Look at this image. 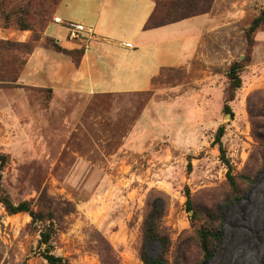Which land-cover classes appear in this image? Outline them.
I'll use <instances>...</instances> for the list:
<instances>
[{"label": "rangeland", "instance_id": "rangeland-1", "mask_svg": "<svg viewBox=\"0 0 264 264\" xmlns=\"http://www.w3.org/2000/svg\"><path fill=\"white\" fill-rule=\"evenodd\" d=\"M175 1L154 0L158 15ZM263 1L195 2L212 4L216 27L190 68L165 71L151 93L86 105L53 103V90L36 86L44 72L26 71L38 47L57 55L53 39L68 40L67 27L54 23L62 0H0V197L45 216L11 215L0 202V264H49L39 243L51 223L53 254L70 264H145L143 223L158 198L166 203L167 264H202L198 229L221 218L223 247L208 264H264V59L257 55L252 73L256 42L247 38ZM246 60L226 111L228 73ZM175 88L198 102L148 103L154 94L174 98ZM136 125L149 131L145 148L126 142ZM220 127L229 166L215 142ZM148 250L154 259L161 253L158 244Z\"/></svg>", "mask_w": 264, "mask_h": 264}, {"label": "crops", "instance_id": "crops-1", "mask_svg": "<svg viewBox=\"0 0 264 264\" xmlns=\"http://www.w3.org/2000/svg\"><path fill=\"white\" fill-rule=\"evenodd\" d=\"M155 7L154 0H62L56 18L65 24L81 23L86 31L77 40L69 36L67 41L51 39L67 51H81L79 59L74 62L65 53L50 49L57 54L53 55L50 51H40L38 47L30 57L26 71L33 70L35 75L39 71L40 74L44 72V81H36V86L51 88L53 103L89 105L100 103L98 100L102 97L151 93L155 91L154 79L163 69L190 68L193 65L206 34L216 27L209 13L145 30ZM64 9L73 12L67 15L71 18L66 16ZM258 54L264 59V26L256 34L254 65L249 68L252 73L260 62ZM172 90L174 98L160 100L154 94L148 103L198 102L194 100L196 95L191 99L190 91L177 95L174 92L181 89ZM137 126L126 142L145 148L147 144L143 142L147 140L149 131Z\"/></svg>", "mask_w": 264, "mask_h": 264}, {"label": "trees", "instance_id": "trees-1", "mask_svg": "<svg viewBox=\"0 0 264 264\" xmlns=\"http://www.w3.org/2000/svg\"><path fill=\"white\" fill-rule=\"evenodd\" d=\"M204 0H180L175 1L173 3H170L167 5L165 11L163 12V15L159 16V10L156 5L155 10L151 17L149 18L148 22L146 23L144 29L145 30H151L159 27H164L170 24H174L177 22H181L183 20L209 14V11L211 9L212 4L210 3L208 7L205 8H199L197 7L199 2ZM195 2H198L197 5H194ZM183 12V13H179ZM188 12V14H185ZM49 24L47 25V27ZM264 26V12L261 13L258 17L254 19L252 22L250 29L247 32V38L249 45L252 47L256 40V34ZM254 35V37H253ZM54 47L56 48L57 52L65 53L69 56L72 55L75 51H67L63 48H61L55 41ZM79 54L81 51H77ZM72 57V56H71ZM249 62V60L244 61H238L232 64L230 71L228 73V77L231 80V88H230V96L226 100L225 104V110L230 111L231 108L229 106V103L234 101L235 99V91L242 87V78H241V72L243 71L245 67V63ZM182 69V68H180ZM172 70H179L174 68H166L162 70V73L165 71H172ZM160 74V76L162 75ZM159 76V77H160ZM157 77L154 79L155 81L159 78ZM233 116V115H232ZM225 135V128L220 127L217 135H216V143L219 144L220 150L222 153V160L229 166V162L226 160L225 151L222 146V138ZM6 163V157L0 155V188L2 183V168ZM229 182L233 188L234 191H238L237 184L235 182L234 177L230 174H228ZM187 208L189 211L193 210L192 207V199L191 194L189 191H187ZM0 202L4 204L7 212L11 215L18 214V213H29L34 222L37 221H44L45 216L35 212L32 210L31 205L28 202L20 203L19 205H14L11 200L7 196H1ZM166 212V203L164 199L158 198L156 199L152 205L150 210L148 211L147 215L145 216L144 223H143V250H142V259L145 264H167L166 255L168 254L169 248H170V239L167 235L166 231L162 227V220L165 216ZM197 213L194 215V220H197ZM50 220V219H49ZM223 219L221 218V221L219 222L218 219H216L213 224L204 223L200 229H198V237L200 241V247L204 256V261L202 264H208L217 255V251L223 247V237H224V231H223ZM221 226L222 228H220ZM55 234V228L54 224L51 223L45 227V230L41 232V240H40V247L43 250V257L49 264H70L66 259L60 256H56L53 254V245L52 239ZM152 244H158L161 248V253L158 258L154 259L149 254V246Z\"/></svg>", "mask_w": 264, "mask_h": 264}, {"label": "built area", "instance_id": "built-area-1", "mask_svg": "<svg viewBox=\"0 0 264 264\" xmlns=\"http://www.w3.org/2000/svg\"><path fill=\"white\" fill-rule=\"evenodd\" d=\"M56 24H64L69 30V38L72 40H77L82 38L81 34L86 31V27L77 22L63 23L60 18H55Z\"/></svg>", "mask_w": 264, "mask_h": 264}]
</instances>
